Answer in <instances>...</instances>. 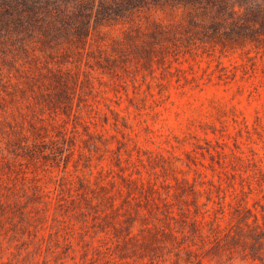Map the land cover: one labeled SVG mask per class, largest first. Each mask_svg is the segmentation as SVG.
<instances>
[{
	"label": "rangeland",
	"instance_id": "374dc122",
	"mask_svg": "<svg viewBox=\"0 0 264 264\" xmlns=\"http://www.w3.org/2000/svg\"><path fill=\"white\" fill-rule=\"evenodd\" d=\"M125 29L114 25L94 35L110 61L62 65L73 72L79 66L69 115V108L55 109L54 96L50 102L38 97L52 89L32 65L27 74L1 65L0 146L16 144L22 134L30 137L36 127L40 147L56 141L63 158L55 164L10 154L0 165V264H173V254L156 259L140 244L119 252L116 234H126L128 216L135 218L130 231L139 242L149 240L146 229L169 232L164 214L179 218L183 179L199 191L198 204L206 203L210 190L215 201L217 188L230 204L227 212L242 191V206L253 212L255 201L264 202V47L246 45L224 54L203 46L160 52L159 46L151 51L141 36L116 54L112 40ZM96 135L107 140L109 150L100 144L93 151L90 139ZM69 147L72 155L64 165ZM169 223L177 235V224ZM165 251L156 249L158 255ZM225 261L260 264L237 253Z\"/></svg>",
	"mask_w": 264,
	"mask_h": 264
},
{
	"label": "trees",
	"instance_id": "16d2710c",
	"mask_svg": "<svg viewBox=\"0 0 264 264\" xmlns=\"http://www.w3.org/2000/svg\"><path fill=\"white\" fill-rule=\"evenodd\" d=\"M114 25L126 28L122 38L112 40L111 47L116 54L122 52L125 42L134 45L141 36L151 51L158 46L160 52L180 46H203L218 49L220 54H224L246 45L264 47V0H0V77L1 65H6L9 72L13 69L21 74H27L26 66L32 65L39 75L46 78L48 87L45 88H51L53 92H40L38 97H46L50 102L54 96L58 102L55 109L69 108V115L75 93L71 90L79 86V66L73 72L72 69L63 70L62 65L88 63L93 59L101 66V60L110 61L111 55L94 40V35ZM49 64L56 67L51 68ZM36 104L41 105L42 102L36 99ZM83 127L87 131L88 126L85 124ZM32 129L37 133L30 131L31 141L30 137L22 134L16 144L10 146L8 140L6 149L0 146V165L10 158V154L33 162L44 160L59 164L62 161V151L55 147L56 141L40 147L38 130L36 127ZM74 132L77 133L76 130ZM58 135L62 141L66 140L64 131H59ZM95 137L90 139L95 153L100 151V144L109 150L106 139L99 135ZM70 148L66 149L64 165L72 155ZM261 177L263 180V174ZM182 183L185 187L179 194L183 198L178 208L179 218L167 211L164 214L168 222H163V226L169 232H163L161 228L154 232L146 229L149 240L139 242L138 236H132L130 231L135 218L128 216L126 222L130 225L125 229L126 234H116V238L121 237V242L115 246L119 252L130 244H140L148 248L156 259L173 254V264H226L225 258L230 259L234 253L264 264V202L255 201L253 212L242 206L241 202L246 198L242 191L243 198L227 212L226 207L230 204H224L220 188H217L215 201L210 190L206 203L198 204L199 191L184 179ZM258 185L262 186L261 183ZM80 189L84 191L85 204L91 206L92 197L88 196L83 181ZM261 192L264 200L262 188ZM100 198L108 200L104 195ZM57 201L60 206V197ZM110 206H114L112 201ZM226 213L229 217L225 219ZM27 215L20 211L22 219L26 220ZM169 220L177 224V235L173 233ZM165 240L172 242L170 248L162 246ZM156 249L166 251L158 255Z\"/></svg>",
	"mask_w": 264,
	"mask_h": 264
}]
</instances>
